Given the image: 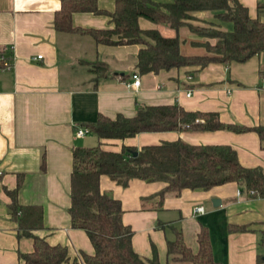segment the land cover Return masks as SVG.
<instances>
[{
    "label": "crops",
    "instance_id": "1",
    "mask_svg": "<svg viewBox=\"0 0 264 264\" xmlns=\"http://www.w3.org/2000/svg\"><path fill=\"white\" fill-rule=\"evenodd\" d=\"M152 1L168 4L174 0ZM239 1L253 18L259 14V4H264V0ZM98 6L113 12L116 0H99ZM61 8L62 0H0V56L12 63L11 67L0 63V264H22L20 254L34 250L33 239L19 235L11 211L7 190L14 191L19 183V204L43 208L44 228L37 235L51 245L66 246L71 264H84L82 251L95 253L86 231L71 224L75 147L102 143L105 149L120 152L123 146L141 149L182 139L193 145H231L244 166L264 170V139L255 131L143 132L126 139H100L88 128L101 115L133 117L141 105L175 103L188 111L219 112L226 124L264 126L260 56L246 62H215L204 68L187 66L142 74L137 69L140 45L99 44L86 32L112 27L109 16L75 12L73 26L86 31H59L55 18ZM194 18L193 23L209 22L224 29L212 11L195 12ZM140 26L158 29L166 37L179 35L184 55L207 54L202 44L208 39L188 28L177 32L146 18L140 19ZM39 55L42 58H35ZM97 62L108 66L105 75L93 72ZM135 73L141 78L139 88L130 85ZM80 128L87 134L78 136ZM100 185L103 192L121 200L123 221L133 228V247L141 256L152 257L155 245L165 263L168 242L180 231L185 243L197 252L198 234L206 226L217 261L264 264V198L250 197L237 182L210 190L186 188L178 196L164 199L158 194L167 184L160 181L133 179L123 187L103 175ZM214 199H220L221 205L215 206ZM200 205L205 213L196 214L194 208ZM231 225L250 230L234 231Z\"/></svg>",
    "mask_w": 264,
    "mask_h": 264
},
{
    "label": "trees",
    "instance_id": "2",
    "mask_svg": "<svg viewBox=\"0 0 264 264\" xmlns=\"http://www.w3.org/2000/svg\"><path fill=\"white\" fill-rule=\"evenodd\" d=\"M98 1L62 0V8L55 18L56 29L86 31L73 26L75 12L104 14L110 17L112 27L86 32L92 33L99 44L140 45L137 69L142 74L187 66L204 68L215 62H246L260 56V73L264 77V4H259V14L253 18L248 7L239 0H174L168 4H156L152 0H116L113 12L100 9ZM199 11H212L219 21L231 22L233 29L195 25L194 13ZM141 18L169 25L177 32L188 28L192 33L207 38L208 41L202 44L207 54L184 55L179 35L166 37L158 29L144 30L140 26ZM92 70L97 75H105L109 69L105 63L97 62ZM88 128L100 139H126L143 132L218 130L236 133L255 131L264 139V126L226 124L219 112L188 111L178 103L141 105L133 117L101 115L97 122L88 124ZM103 175L123 187L129 186L133 179L164 182L167 185L158 194L161 199L169 195L178 196L186 188L210 190L230 182H237L250 197L264 198L263 168L244 166L237 150L231 145H193L179 139L141 149L123 146L120 152L107 150L102 143L93 147H75L69 208L71 224L74 228L85 230L95 248L93 255L80 253L84 264H222L214 257L206 226H202L198 234L197 252L185 243L180 231L175 240L168 242L165 263L161 262L155 245L152 257L141 256L133 247V228L123 221L121 200L101 190ZM21 186L22 183H19L17 189L7 190V193L12 198L11 211L19 225V235L34 241L31 253L20 254L22 264H71L66 246L51 245L36 234L37 230L44 228L43 208L39 205H20L17 194ZM231 230L250 229L248 226L231 225ZM262 235L264 245V230Z\"/></svg>",
    "mask_w": 264,
    "mask_h": 264
},
{
    "label": "built area",
    "instance_id": "3",
    "mask_svg": "<svg viewBox=\"0 0 264 264\" xmlns=\"http://www.w3.org/2000/svg\"><path fill=\"white\" fill-rule=\"evenodd\" d=\"M35 58H42V55H39L38 57H35ZM0 63H3L4 66L6 67H11V62L9 60H6L3 56H0ZM263 82H264V79H263ZM141 84V78H140V75L138 73H135L132 75V82H131V86L135 87V88H139ZM191 95V92L188 93V96ZM87 130L84 129V128H80L77 130V135L78 136H84L87 134ZM241 194V192H239V195ZM194 212L196 214H200V213H205V207L200 205V206H196L194 208Z\"/></svg>",
    "mask_w": 264,
    "mask_h": 264
},
{
    "label": "rangeland",
    "instance_id": "4",
    "mask_svg": "<svg viewBox=\"0 0 264 264\" xmlns=\"http://www.w3.org/2000/svg\"><path fill=\"white\" fill-rule=\"evenodd\" d=\"M217 22H218V21H217ZM219 22H220V21H219ZM222 23H223V26H224L223 28H224V29H225V27H229V28H231V29L233 28V24H232L231 22H226V21L223 22V21H222ZM194 24L197 25V26H204V25H206V26L208 25V26H209V22H202V21H201V23H194ZM228 25H229V26H228ZM231 29H230V30H231ZM100 73H102V72H100ZM90 135H92V134H90ZM88 137H89V135H88ZM185 264H190V263H185Z\"/></svg>",
    "mask_w": 264,
    "mask_h": 264
},
{
    "label": "water",
    "instance_id": "5",
    "mask_svg": "<svg viewBox=\"0 0 264 264\" xmlns=\"http://www.w3.org/2000/svg\"><path fill=\"white\" fill-rule=\"evenodd\" d=\"M213 203L215 206H219L221 205L222 201L220 199H214Z\"/></svg>",
    "mask_w": 264,
    "mask_h": 264
}]
</instances>
